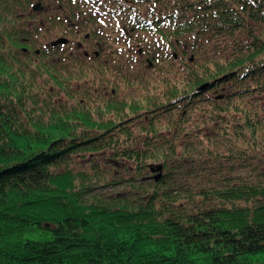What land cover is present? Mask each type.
Segmentation results:
<instances>
[{
  "label": "trees",
  "instance_id": "trees-1",
  "mask_svg": "<svg viewBox=\"0 0 264 264\" xmlns=\"http://www.w3.org/2000/svg\"><path fill=\"white\" fill-rule=\"evenodd\" d=\"M91 1L180 78L94 115L70 100L90 59L8 47L65 17L0 33V264H264V0Z\"/></svg>",
  "mask_w": 264,
  "mask_h": 264
},
{
  "label": "rangeland",
  "instance_id": "rangeland-1",
  "mask_svg": "<svg viewBox=\"0 0 264 264\" xmlns=\"http://www.w3.org/2000/svg\"><path fill=\"white\" fill-rule=\"evenodd\" d=\"M61 1L63 0L55 2L63 4L64 7L67 1L64 3ZM17 2L19 3H15L16 7L14 6L11 12L4 9L0 14V33L7 31L8 34L10 33L9 30H18V28L30 30L32 29L30 28L32 27L31 25L41 22L46 15L68 16L73 20V27L69 29L67 27L69 26L67 25L69 21L67 23L64 21L61 25L53 26L51 32H46L45 27L29 33L24 32L28 35L26 42H17L15 46L8 44V47H18V50L24 49L33 52L35 49L43 48L60 36L68 37L71 43L62 48H57L58 53L52 56L57 57V54L62 53L64 50L65 54H78L75 50L77 41L83 42L87 48L93 51L95 41L104 39L105 50L100 59L97 61L87 60V63L81 67V72L84 73L82 77H75L71 82L75 88L80 89V93L77 92L70 98L71 102H78L80 98H85L84 104L86 106L96 108L93 111L94 115L98 114L99 110L101 115H110L116 111L115 105L110 103V96H119V99H123V102H128L126 110L130 112L135 111L139 107L144 109L150 101L152 104L159 101L158 98L166 94L169 84L180 78V66L185 61L182 56L176 55L177 57L173 61H170L169 57L163 58V62L156 63L153 66L154 56L143 55L141 49L138 51L139 54L137 53L139 40L144 38L149 41V37L151 38L150 32L145 30L141 33L137 32V34L134 32L127 38H115V34L121 31L120 27L123 23L118 24L116 21L119 18L118 15L117 19L113 17L112 20H109L108 16L102 15L101 5L97 2L85 0L82 3L80 0L81 4L79 7L75 6L78 10L74 9V12L69 6L66 9L64 7L62 11L50 8L49 6L51 2H54L53 0H33L31 3H27L26 0H19ZM38 2L41 6L39 5L37 9H33V5L38 4ZM23 3L25 6H23ZM79 8L84 9V11H80ZM43 11H46L47 14L41 13ZM89 15L96 16L94 25L92 24L93 19L89 18ZM93 27L94 29L100 27V34L84 40V33L91 31ZM77 30L79 34H76ZM6 41L8 42V40ZM35 62L40 63L38 60ZM170 66H173L174 69L171 70L172 67L170 68ZM178 86L183 88L179 82ZM86 90H90V92H86ZM82 93L88 94L84 95ZM56 97L64 98L65 95L60 92ZM85 163H87V160ZM241 173L243 175L249 174L247 170H242ZM122 187L103 188V190L109 193L113 190H120Z\"/></svg>",
  "mask_w": 264,
  "mask_h": 264
},
{
  "label": "flooded vegetation",
  "instance_id": "flooded-vegetation-1",
  "mask_svg": "<svg viewBox=\"0 0 264 264\" xmlns=\"http://www.w3.org/2000/svg\"><path fill=\"white\" fill-rule=\"evenodd\" d=\"M93 16V15H92ZM94 18H96V16H93ZM65 21L67 23V26L69 29H72L73 27V22L72 20L70 19V17L66 16L65 17ZM96 20H93V25L96 23L95 22ZM96 29H94V27L92 28L91 31H88V32H85L84 35H83V39L84 40H88L89 38H91L93 35H98L97 33H95ZM97 30L100 31V27L97 28ZM76 32V31H75ZM101 32V31H100ZM79 34V31L77 30L76 34ZM60 37H64V36H60ZM59 37V38H60ZM67 38V43L65 44H59V45H56V46H51V42L54 41L52 40L48 45L49 47L51 48H62L63 46L65 45H69L71 43L70 39L68 37H65ZM101 38V37H100ZM57 39V38H56ZM55 39V40H56ZM102 39V38H101ZM104 39H102V41H95V43L93 44V51H91V49L87 48V46H85V44L81 41H77L76 42V45H75V50L78 52L79 55H82L84 57H86L87 59H92V60H95V59H100L103 51L105 50V47H104ZM38 51V52H37ZM36 53H39V49L36 50Z\"/></svg>",
  "mask_w": 264,
  "mask_h": 264
},
{
  "label": "water",
  "instance_id": "water-1",
  "mask_svg": "<svg viewBox=\"0 0 264 264\" xmlns=\"http://www.w3.org/2000/svg\"><path fill=\"white\" fill-rule=\"evenodd\" d=\"M38 6H39V4L33 5V9H37ZM67 41H68L67 38L60 37V38H57L56 40L52 41L51 42V46H56V45H59V44H65V43H67Z\"/></svg>",
  "mask_w": 264,
  "mask_h": 264
}]
</instances>
